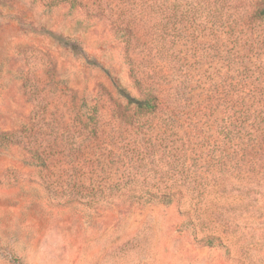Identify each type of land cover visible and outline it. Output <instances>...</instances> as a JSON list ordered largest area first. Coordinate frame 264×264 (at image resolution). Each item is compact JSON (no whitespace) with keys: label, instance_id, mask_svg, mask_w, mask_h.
<instances>
[{"label":"rangeland","instance_id":"obj_1","mask_svg":"<svg viewBox=\"0 0 264 264\" xmlns=\"http://www.w3.org/2000/svg\"><path fill=\"white\" fill-rule=\"evenodd\" d=\"M258 1L0 0V264H264Z\"/></svg>","mask_w":264,"mask_h":264},{"label":"trees","instance_id":"obj_2","mask_svg":"<svg viewBox=\"0 0 264 264\" xmlns=\"http://www.w3.org/2000/svg\"><path fill=\"white\" fill-rule=\"evenodd\" d=\"M257 6L258 7L256 8V10L251 13V16H253V18L264 19V0L258 1ZM66 45L69 46L74 52L78 48V45H76L75 43L71 44L70 41H66ZM141 83L142 81L141 79H139V84L141 85ZM120 92L127 101V103L131 106L133 105L136 111H146V112L154 111L159 105L158 96L155 92L152 91V89L149 88L140 89L139 91L140 96H134L126 88L121 86ZM93 112L95 114L98 112L97 107L93 108ZM88 120L93 121L94 118L89 117ZM9 138L10 137L8 135H0V143H2L3 145L9 144L11 142ZM168 196H169L168 194H161V196H159L161 202L164 203V205L166 206H168L171 203L170 200L169 201L166 200ZM207 238L203 239L205 240L206 246L212 248H222L225 251H228L229 254V247H225L226 245L222 242L220 238L217 237H209L208 239Z\"/></svg>","mask_w":264,"mask_h":264}]
</instances>
